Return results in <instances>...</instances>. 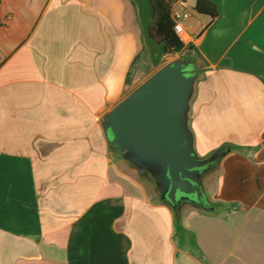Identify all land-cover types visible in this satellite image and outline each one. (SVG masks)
I'll return each instance as SVG.
<instances>
[{"label": "crops", "instance_id": "crops-1", "mask_svg": "<svg viewBox=\"0 0 264 264\" xmlns=\"http://www.w3.org/2000/svg\"><path fill=\"white\" fill-rule=\"evenodd\" d=\"M183 1L194 149L230 150L176 220L99 122L172 58L149 0H0V264H264V0Z\"/></svg>", "mask_w": 264, "mask_h": 264}, {"label": "water", "instance_id": "water-1", "mask_svg": "<svg viewBox=\"0 0 264 264\" xmlns=\"http://www.w3.org/2000/svg\"><path fill=\"white\" fill-rule=\"evenodd\" d=\"M198 70L194 60L165 62L100 117L107 147L135 176L153 184L176 220L183 205L212 208L204 183L228 146L199 156L189 127L190 100Z\"/></svg>", "mask_w": 264, "mask_h": 264}, {"label": "trees", "instance_id": "trees-1", "mask_svg": "<svg viewBox=\"0 0 264 264\" xmlns=\"http://www.w3.org/2000/svg\"><path fill=\"white\" fill-rule=\"evenodd\" d=\"M176 2L177 0H149L152 8V17L148 24V36L155 44L161 47L164 56H180L182 58L193 59V54L196 56L198 55L194 46L191 43H184L173 29L171 11ZM192 10L197 14L206 15L210 17V19L217 16L215 6L206 0H195ZM141 182L148 190L151 184L146 181ZM209 202L213 204V206L223 205L221 202H211L210 200ZM194 207L204 211H209L211 209L201 208L199 206Z\"/></svg>", "mask_w": 264, "mask_h": 264}, {"label": "built area", "instance_id": "built-area-1", "mask_svg": "<svg viewBox=\"0 0 264 264\" xmlns=\"http://www.w3.org/2000/svg\"><path fill=\"white\" fill-rule=\"evenodd\" d=\"M177 3L181 5V8H176L175 6H173V9L171 11V18L173 21V29H174L175 33L177 34V36L183 42H185L189 38V33H188L187 28L184 24V20L189 17L190 11L188 8H186V3L183 2L182 0H177V2L175 4L177 5Z\"/></svg>", "mask_w": 264, "mask_h": 264}, {"label": "rangeland", "instance_id": "rangeland-1", "mask_svg": "<svg viewBox=\"0 0 264 264\" xmlns=\"http://www.w3.org/2000/svg\"><path fill=\"white\" fill-rule=\"evenodd\" d=\"M187 2H188V4L190 5V3H191V0H186ZM179 8V7H178ZM188 8H189V6H188ZM190 9V8H189ZM193 59L195 60H198L199 61V59H198V57L196 56V55H194L193 54ZM172 58H174V56L172 57ZM168 58H165L164 59V61H166ZM171 59V58H170ZM148 192L153 196V197H158V195H157V193H155V192H153V189H152V186H150L149 188H148Z\"/></svg>", "mask_w": 264, "mask_h": 264}, {"label": "flooded vegetation", "instance_id": "flooded-vegetation-1", "mask_svg": "<svg viewBox=\"0 0 264 264\" xmlns=\"http://www.w3.org/2000/svg\"><path fill=\"white\" fill-rule=\"evenodd\" d=\"M151 184V183H150ZM149 186H152V188H153V184H151V185H149ZM158 195V194H157Z\"/></svg>", "mask_w": 264, "mask_h": 264}]
</instances>
